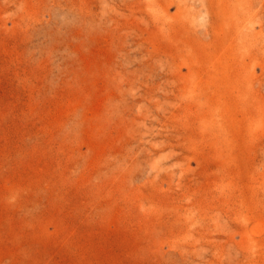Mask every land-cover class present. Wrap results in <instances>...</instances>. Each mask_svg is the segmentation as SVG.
<instances>
[{"label":"rangeland","instance_id":"374dc122","mask_svg":"<svg viewBox=\"0 0 264 264\" xmlns=\"http://www.w3.org/2000/svg\"><path fill=\"white\" fill-rule=\"evenodd\" d=\"M0 168V264H264V0H0Z\"/></svg>","mask_w":264,"mask_h":264},{"label":"bare ground","instance_id":"6f19581e","mask_svg":"<svg viewBox=\"0 0 264 264\" xmlns=\"http://www.w3.org/2000/svg\"><path fill=\"white\" fill-rule=\"evenodd\" d=\"M1 169V168H0ZM5 178V177H4ZM3 212V211H2ZM5 216V215H4ZM2 221V220H1Z\"/></svg>","mask_w":264,"mask_h":264}]
</instances>
